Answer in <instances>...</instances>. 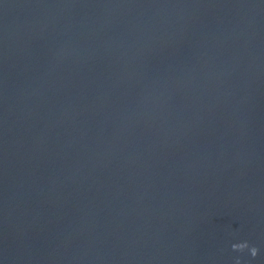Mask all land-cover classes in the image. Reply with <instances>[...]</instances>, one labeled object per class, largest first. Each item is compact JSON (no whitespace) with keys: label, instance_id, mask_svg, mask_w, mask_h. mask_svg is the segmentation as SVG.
Wrapping results in <instances>:
<instances>
[{"label":"water","instance_id":"obj_1","mask_svg":"<svg viewBox=\"0 0 264 264\" xmlns=\"http://www.w3.org/2000/svg\"><path fill=\"white\" fill-rule=\"evenodd\" d=\"M0 264H264V0H0Z\"/></svg>","mask_w":264,"mask_h":264}]
</instances>
